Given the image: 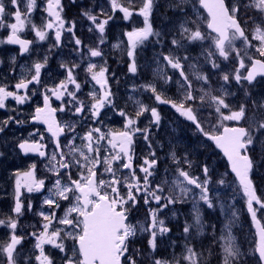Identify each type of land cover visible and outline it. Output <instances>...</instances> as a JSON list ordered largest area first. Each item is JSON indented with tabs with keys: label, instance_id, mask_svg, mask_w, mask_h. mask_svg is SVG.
Masks as SVG:
<instances>
[{
	"label": "snow or ice",
	"instance_id": "obj_1",
	"mask_svg": "<svg viewBox=\"0 0 264 264\" xmlns=\"http://www.w3.org/2000/svg\"><path fill=\"white\" fill-rule=\"evenodd\" d=\"M155 3L156 0H127L126 6L124 0H105L104 4L93 5L98 11L82 10L81 15L91 22L88 31L98 33L93 47L76 36L77 22L65 18L63 0H43V12L47 15L39 25L33 20L34 13L40 8L38 0H0V29L10 30L6 38L0 39V45H19L22 55L32 50L34 40H49L47 54L23 67L15 83L0 75V109L7 108L9 98L17 105H24L40 92L43 104L35 107L30 119L43 123L46 129L44 132L36 129L28 134L30 138L39 137L38 140L21 139L16 146L26 155L47 156L45 168L53 173L52 185L47 189L45 179L36 177L35 163L26 171L17 169L12 173L14 203L9 214H0L4 217L0 218V228L6 230L5 237L0 238V264H55L53 257L45 251L46 245L63 254L59 264H137L134 258L137 251L130 249L133 238L138 233H148V245L155 251L158 237L172 231L161 213L187 202L194 189L198 190V197L192 195V222L185 220L182 229L184 251L180 257L174 256L173 261L155 259L152 264H207L204 253L191 243L204 230L198 204L203 201L208 208L216 207V202L221 200L220 189L210 195V185H225L226 181L221 178L214 182L208 163L193 160L195 150L189 151L185 146L178 151L171 144L167 154L170 167L157 179L161 163L157 152L163 145L155 140L154 129L158 131L161 126L160 104L170 105L179 117L190 122L227 157L238 191L245 200L243 210L250 215L257 229L258 240L252 254H258L256 264H264V195L258 192V183L253 179L264 168V95L254 96L251 91L258 83L257 78H264V0H196L191 7L196 8L198 4L206 10L210 31H201L197 20L190 18L187 0H169V7L175 10L170 31L174 35L169 41L173 47L167 53L161 51L158 54L164 67L157 68V75L162 76L163 85H167L172 82V77L167 75L165 68L179 73L180 79L176 81L179 99L167 98L158 91L156 83H147L140 89L150 93V100L157 106L130 96L133 111L129 113L124 108H117L110 83L115 79V72L109 73L106 60L97 64L91 58L103 59L100 45L107 39L106 29L117 10L123 13L124 20L139 15L143 18V26L125 31L122 35L127 37L126 43L119 41L112 45L113 48L124 45L123 51L129 58L128 72L135 75L138 71L137 49L150 37H155L158 42L164 39V34L153 27ZM13 17L15 22L8 23ZM26 28L34 32L33 40L21 37L20 33ZM204 41L210 42L209 48L201 54L205 63L216 70L213 75L219 74L218 88L212 87L209 76L190 63L188 55L179 54L182 49L186 52L190 45ZM65 42L72 45L70 54L76 53L80 62L61 61L59 66L65 70L64 79L54 81L49 87L41 81L42 70L47 68L52 51L62 48ZM85 61L86 67L82 68ZM225 61H230L231 66L222 68ZM15 62L16 57H10L13 72ZM3 63L0 60V64ZM186 64L191 73L185 72ZM78 69L85 74L83 83L77 79ZM194 81L198 87H194ZM83 84H92V89L85 93ZM30 85L41 88H30ZM233 85L242 93V98H237L236 91H230ZM133 91H136L135 85ZM80 95L86 98L81 99ZM54 99L61 102L59 108L52 106ZM111 110L123 118L122 128L104 126L103 117ZM58 111L69 113L72 119L58 120ZM145 113L148 114L147 123L141 127L140 118ZM27 122L8 116L0 120V133H4L9 124ZM229 122H232L231 126ZM46 134H50L51 151H47L48 145L42 143ZM138 137L147 149L139 156L135 147ZM3 155L0 152V156ZM21 189L27 193H44L46 189L41 207L47 206V210L35 213L41 218L38 227L28 226L36 228L35 231L25 232L24 226L20 225L25 210L32 211L33 208L31 200L25 206ZM229 199L234 200L235 194ZM141 201L149 206L146 221L133 224L129 222V215ZM153 202L155 207H151ZM62 204H66L63 215L57 216ZM219 206L221 211L230 212V216L225 217L227 223L220 236L223 241L221 264H241L244 254L232 235L239 212L234 203L221 202ZM171 215L175 217L176 212L173 210ZM29 237L35 243L32 248L25 249Z\"/></svg>",
	"mask_w": 264,
	"mask_h": 264
},
{
	"label": "rangeland",
	"instance_id": "obj_2",
	"mask_svg": "<svg viewBox=\"0 0 264 264\" xmlns=\"http://www.w3.org/2000/svg\"><path fill=\"white\" fill-rule=\"evenodd\" d=\"M78 4L82 6L85 9L92 8L93 11H98V9L94 8V4H104L105 0H77ZM126 6H127V0H124ZM197 7L195 10H191L189 12V16L192 13H196L198 17H202L200 11H197ZM157 12L161 14L163 13V18H165V25L161 26V30H158L157 28V22L159 21V18L157 17ZM251 14V13H250ZM115 18L109 22L108 25V31L111 30V36L107 33H105L107 39L103 45H100L101 51L104 53L103 59L98 58L95 61H92L97 64H102L104 60L107 61V66L111 67V70L114 71L115 73H119L120 77H118V80H121L122 82L125 81L121 87V93H117L115 91V96H116V101L119 100L117 107L123 106L126 102H128V98L126 97L125 100V88H126V81L128 76L130 75L128 71V65H129V58L126 56V54L123 51L124 45H122L121 48H113L112 45L116 44L119 41H123V33L126 30H132L133 27H142L143 26V18L139 15H134L133 18L131 19L132 22H129V20H124L122 19L123 13L117 10L115 14ZM175 17V10L169 7V0H156L155 3V8H154V13L152 16V22L153 26L156 28V30L161 31L164 34V39L162 41H157L155 37H150L149 41H147L143 46L137 49L136 52V61H137V66H138V71L136 75L141 77L146 76L150 74V71L148 72H143L146 70V67L149 65H154L156 62V53L159 51H163L164 53H167L170 48L173 46L169 43V41L172 39V36L174 34H168L166 30V26L169 28L168 30H171L173 27L172 24V19ZM191 17V16H190ZM193 18L196 20L197 17L193 16ZM203 18V17H202ZM82 21H76V35L84 41L85 44L91 45L93 47L96 46V41H97V36L98 33L95 32H89V31H84V28H89L91 25V22L89 21L87 23L86 18L81 19ZM131 23L130 29L128 28V24ZM121 24H125L123 26V30L119 32V29L116 28ZM169 24V25H167ZM111 26V27H110ZM199 26L201 31H209L207 29V25H204V19H199ZM80 30V31H78ZM87 37L86 39H84ZM115 37V38H113ZM178 38V37H177ZM251 39V37H250ZM126 43V42H125ZM209 43L208 41H204L201 44H193L190 45L185 52V50L180 51V55H188L190 57V63L197 65L198 69L200 72L207 74L209 76V79L212 81V87L218 88L219 87V80H218V73L216 75H213V73H216L215 69L211 68L210 64L205 63V58L201 54L205 49L209 48ZM238 48L241 47L240 43L238 42L236 45ZM85 56H87V51L85 50ZM195 57V59H192ZM158 61L159 63L155 66L154 72L152 73L153 77L151 80L147 81V79H138L135 80L136 77L132 76V83L135 84L137 81H142L145 84L147 83H156V86H159L162 91L164 90H173L175 94V100L179 99V88L176 83L177 80L180 79L179 73L165 68V71L167 72V75L172 77V82H170L167 85H163V79L162 76L157 75V68L158 67H164L163 61L159 59L158 56ZM217 63H220L218 60ZM225 65L231 66L230 61H225L224 63L221 64L222 68H225ZM185 72L186 73H191V68L189 67L188 64L185 65ZM227 70V69H225ZM133 75V74H131ZM83 76H85L83 72ZM190 79L193 77L190 75ZM117 85V76H115V86ZM163 85V87L161 86ZM194 87H198L194 81ZM116 90V89H115ZM230 91H236L237 92V98L240 99L242 98V93L238 92L236 87L233 85L230 88ZM253 91V95H264V80H260L258 83H256L255 88L251 89ZM125 101V103H124ZM142 101V100H141ZM145 104H150L154 103L153 101H147L144 102ZM155 104V103H154ZM131 109L133 111V105H131ZM110 116L115 115L112 111H108ZM146 116H148L147 113H145ZM185 123V121H184ZM175 125V123L173 122ZM231 125L232 122H229ZM183 129H186V127H183ZM167 138H170L171 140L165 139V141L159 142L165 144V146L168 149V152L170 151L169 149V144H171L173 147H175L178 151L183 150L182 145L180 143L184 142V137L181 136V138L177 139L176 132H173L171 135H166ZM142 145V154L147 151V149L144 146L143 140L141 141ZM155 146V145H154ZM201 145H196V148H199ZM180 148V149H178ZM192 151V150H189ZM167 153H165L163 156L160 155L159 152H157V155L160 157V160L163 161L165 164H171L170 158L167 156ZM257 153H259V148H257ZM207 155L209 158V167L212 170L210 172V175L212 176L213 181H217L221 178L225 179L226 184L225 185H218L213 183L210 185V195L215 194V189H220L219 196L221 198L220 201L216 202V207L214 208H208V206L203 202L200 201L198 204L199 210L202 213V221L204 223V230L202 235H197L194 240L191 241L192 244H194L199 251H202L204 253V258L207 261V264H221V259H222V244L223 241L220 239V236L224 232V226L227 223V220L225 219L226 216H230V212L225 210L221 211L220 209V203L221 202H226L228 204H235V209L239 212V219L238 221L240 222V227H237L238 222L236 225L232 228V235L235 238L236 244L240 247L241 252L244 254L243 256V261L241 264H256V256L252 254V249H253V239H252V231L248 225L247 218H246V211H244L245 207V200L244 197L240 194L238 191V184L235 182V179L231 178L229 175V171H222L219 169V164H218V158H214L213 155L209 151H207ZM204 162H208V160H204ZM160 167V166H159ZM170 165L160 167L161 172L160 176L157 178L158 180L160 177L165 175V169L169 168ZM158 176V173H157ZM171 179V177H169ZM253 179L256 181L257 179L261 184L264 185V168H261L259 170V175H255ZM263 179V181L261 180ZM165 194H167V190L165 191ZM235 194V199H229L230 197ZM192 195H197L198 197V190L194 189L193 194H190V196L187 198V202L185 203H178L174 206H171L170 209H166L165 212L161 213V218L165 219L166 225L172 229L171 232L166 234L165 236H160V240L157 239V248L156 250H164L168 248L167 255L164 258H161V260H168V261H173V257H180L181 253L184 251V244H185V239H184V234L182 232L184 222L187 220L189 223L192 222V214H193V204L194 201L192 199ZM155 203H152L151 207H155ZM139 207L137 206L136 209L132 210V216H133V221L131 223L137 224L140 217L138 216V211ZM176 212V216L172 217L171 212L172 211ZM137 215V216H136ZM142 222L144 223L146 220H143L141 218ZM213 225L215 226V231L213 230ZM138 236H146V240L148 241L150 236L148 233H138ZM31 246L24 245L25 249H30L32 248ZM45 251L51 255L52 257H55V264H59L58 256H60V253L57 249H53L52 247L45 246ZM38 253V250H37ZM155 255V252L149 247L146 248V254H142V258L137 262V264H152L153 259ZM151 259V260H150ZM183 264V262H182Z\"/></svg>",
	"mask_w": 264,
	"mask_h": 264
},
{
	"label": "flooded vegetation",
	"instance_id": "obj_3",
	"mask_svg": "<svg viewBox=\"0 0 264 264\" xmlns=\"http://www.w3.org/2000/svg\"><path fill=\"white\" fill-rule=\"evenodd\" d=\"M73 3V0H63L64 3V16L68 20H75L79 21L80 19H77L73 17V13L75 10H77L78 2ZM40 3V8L36 10V12L33 15V20L37 25L40 24L41 19L46 16L47 14L43 12V0H38ZM24 10V4L21 3V11ZM8 23L15 22L14 17L10 18ZM80 31V30H78ZM10 30L0 29V39L6 38V36L9 34ZM21 37L24 39L33 40L34 39V32L29 31L27 28L23 33H20ZM67 36V34H65ZM77 36V35H76ZM70 39V38H69ZM72 45L65 42L60 49H54L52 53L50 54V58L48 61L47 68L42 70L41 75V81L44 84H47L49 87L52 86L53 82H59V80H63L65 76V70L61 68L59 65L61 61H75L79 63V57L76 53L70 54V49ZM49 48V40L45 41H38L34 40V44L32 46V50L29 53L19 54L20 52V46L19 45H11V44H3L0 45V60H3L4 63L0 64V75L6 76L10 83H15L16 80L19 78L20 73L22 71L23 67L29 66L33 61L40 60L42 57L47 54ZM16 57L15 62V72L11 70L10 67V57ZM98 58H91L92 61H95ZM87 61H85V64L82 65L83 67H86ZM109 73H112L114 71L111 70V67H108ZM78 75L77 79L81 83H83V80L85 76H83V71L78 69L77 70ZM128 72V71H127ZM117 77H120L119 73H115ZM132 76L136 77L135 80L143 79L142 73L141 77L138 75H130L127 78L126 81V88H125V100L126 97L129 98L134 97L135 99L142 100L144 102L152 101L150 100V93L144 92L142 89H140L141 85H144L145 83L142 81H137L135 84L132 83ZM110 83L113 85V92L117 91V87L122 83L118 82L115 86V79L110 80ZM136 86V91H133V86ZM35 87L37 89H40V85H30V88ZM71 88V86H70ZM92 89V84H83V91L87 93ZM116 89V90H115ZM158 91H163L160 89L159 86H157ZM42 91V89H41ZM31 94V93H29ZM79 95V94H78ZM173 95V92L170 94V96ZM81 99H85L86 97L83 95H80ZM67 97L65 98V102L67 101ZM119 100L116 101V104H118ZM154 102V101H153ZM7 108L0 109V120L7 119L8 116H15L17 119L20 120H26L27 123L22 124H9L8 128L5 129L4 133H0V152H3L4 155L0 156V214H9L10 208L13 206L14 203V195H15V188H14V178L12 176V173L15 172L17 169L20 171H26L28 166L32 163L36 164V177L38 179L43 178L46 181V189L48 187H51L53 182V173H50L45 168V164L48 163L47 156L41 157L38 153H28L27 155L24 154L16 145L17 142L21 139H39V137L30 138L29 133L35 131L36 129H39L41 132H44L46 129V125H44L41 122H33L30 119L31 113L34 111L36 106H42L43 104V98L40 95V92H37V95L32 97V100L28 101L24 105H17L14 100L9 98V100L6 102ZM60 101L53 100L52 106L59 108ZM125 103V101H124ZM155 103V102H154ZM154 103H151L153 105ZM156 104V103H155ZM132 103L129 101L123 104L121 107L117 108H124L125 111L131 113ZM163 104H160L161 106ZM15 109V111L13 110ZM160 111V109L158 108ZM115 115L110 116L108 111H106V115L103 117L104 119V126L107 128L112 129H119L123 126V118L120 117L115 110H111ZM170 115V114H168ZM146 116V115H145ZM171 116H179L178 114L172 113ZM56 118L60 121H66L69 119H72L71 115L67 112H57ZM140 126H144V122L142 117L140 118ZM79 130V126H78ZM140 138H137L136 142V153L137 155H141L142 153L139 150L138 142H140ZM62 138V143H63ZM42 143H46L48 145L47 151H51L52 144L50 142V134L45 135V140ZM207 156V155H206ZM208 164H209V158ZM222 171H224L223 166L220 167ZM46 189L44 193H27L25 189H21V192L23 193L21 199L24 201L25 206L31 200L33 208L32 211L25 210L24 215L20 218V225L24 226V231H35L36 228L28 227L30 225H38V222L40 221V217H38L35 213L40 210H47V206L41 207L43 195L46 194ZM258 192L262 195H264L261 191L260 186L258 185ZM142 203V201H141ZM141 203L138 205L140 208ZM66 207V204L61 205V209L57 211V216L63 215V209ZM138 214H146L147 210H138ZM0 218H4L3 215H0ZM248 218V217H247ZM131 213L129 215V222H131ZM248 221L251 225V222L248 218ZM252 229V227H251ZM19 234V229H18ZM6 235V230L0 228V238H4ZM160 238V236L158 237ZM35 241L33 238L29 237L25 241V246H31V244H34ZM49 247H52L51 245H46ZM144 246V249H143ZM148 247V241L146 240V236H137L133 238L132 243L130 244V249H135L137 251V255L134 257L137 262L142 258V254H146V248ZM155 254L158 253L157 259L161 260V258H164L165 255L163 254L162 250H155ZM63 254L60 253V256ZM58 256V260L59 257Z\"/></svg>",
	"mask_w": 264,
	"mask_h": 264
},
{
	"label": "water",
	"instance_id": "obj_4",
	"mask_svg": "<svg viewBox=\"0 0 264 264\" xmlns=\"http://www.w3.org/2000/svg\"><path fill=\"white\" fill-rule=\"evenodd\" d=\"M206 11V10H205ZM207 13V12H206ZM221 150V149H220ZM221 152L223 153V151L221 150ZM224 155V154H223ZM225 156V155H224ZM226 157V156H225ZM226 159H227V157H226ZM228 161V160H227ZM228 163H229V165H230V162L228 161ZM230 169H231V167H230ZM235 175V174H234Z\"/></svg>",
	"mask_w": 264,
	"mask_h": 264
}]
</instances>
